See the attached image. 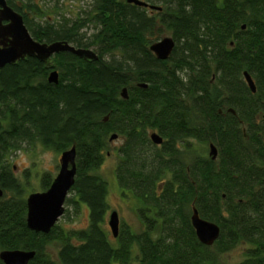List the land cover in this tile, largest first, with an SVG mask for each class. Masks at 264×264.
Wrapping results in <instances>:
<instances>
[{"label":"trees","instance_id":"1","mask_svg":"<svg viewBox=\"0 0 264 264\" xmlns=\"http://www.w3.org/2000/svg\"><path fill=\"white\" fill-rule=\"evenodd\" d=\"M43 1L7 0L35 39L66 40L98 59L61 52L51 68L28 57L0 70V251L34 250L29 264H216L244 243L237 264H264V0H92L75 18L60 19ZM166 31L176 45L160 60L150 46ZM53 69L58 83L48 80ZM112 134L123 138L118 183L139 199L144 226L123 227L117 243L104 227L109 183L98 173ZM37 140L58 153L76 147L65 204L88 208L85 228H28L26 186L8 155ZM52 181L43 173L42 189ZM193 206L220 226L214 245L199 241ZM52 241L61 243L57 258Z\"/></svg>","mask_w":264,"mask_h":264},{"label":"water","instance_id":"2","mask_svg":"<svg viewBox=\"0 0 264 264\" xmlns=\"http://www.w3.org/2000/svg\"><path fill=\"white\" fill-rule=\"evenodd\" d=\"M140 6H149L143 0H128ZM151 7H155L152 6ZM176 42L171 36H164L154 42L150 49L160 60L168 59ZM61 52H72L88 61H95L98 55L91 49L77 48L68 41L43 42L35 39L28 29L23 15L10 6L7 0H0V70L6 65H16L19 61L28 57H35L43 62L48 68L52 67L53 57ZM244 77L252 92H256L257 87L251 74L245 70ZM48 80L51 83L59 82V72L53 69ZM142 87L147 84L142 83ZM123 98H128V88L122 89ZM230 111L235 112L233 108ZM108 119L106 116L105 120ZM117 134H112L110 140L117 139ZM153 143L160 145L164 142L163 137L158 132L151 133ZM209 154L213 159L218 156V148L214 143H210ZM77 151L76 147L65 150L61 153L60 167L57 175L53 178L50 187L43 191L32 192L27 197V226L35 232L48 234L52 228L58 224L65 214L66 199L73 187L76 174ZM3 189L0 187V197L3 196ZM191 222L196 231L199 241L212 246L221 235L220 226L203 218L196 206L192 208ZM109 225L114 237L119 235L120 217L117 211H113L110 216ZM36 251L24 249H3L0 251V259L5 264H29L35 257Z\"/></svg>","mask_w":264,"mask_h":264},{"label":"rangeland","instance_id":"3","mask_svg":"<svg viewBox=\"0 0 264 264\" xmlns=\"http://www.w3.org/2000/svg\"><path fill=\"white\" fill-rule=\"evenodd\" d=\"M91 2L92 0L43 1L46 5L48 4L47 7L51 11L50 15L54 19H60L62 18L61 16L75 18L81 9H87ZM89 31L91 32V30ZM167 35L170 34L166 31L162 36ZM122 144V137L110 140L109 146L104 151L105 157L103 163L98 169V173L106 178L109 183L108 202L110 210L107 214L104 227L109 231L110 237L115 243H117V240H115L117 237L113 236L109 225L110 216L113 211H117L120 217L119 232L126 226L137 232L144 229L137 211V207L140 206L139 199L130 193H128L129 195H124L116 176V167L118 162H120L119 149ZM207 150L209 152V147ZM60 158L61 153L44 147L38 140L33 142L25 141L19 149L14 150L8 155V160L11 166H13L15 176L26 186V197L32 192L43 191L41 185L43 173H49L51 178L57 175L60 167ZM166 177L168 178L169 175ZM65 207V214L58 222L64 230L81 229L88 225L89 210L86 206L81 205L78 212L71 205L65 204ZM60 246L61 243L59 241H52L48 246V250L54 258H57ZM248 247V244H238L232 250L217 255L216 264H237L241 262L246 257ZM137 254V248H135L133 252L134 260ZM133 264H138L137 260Z\"/></svg>","mask_w":264,"mask_h":264}]
</instances>
